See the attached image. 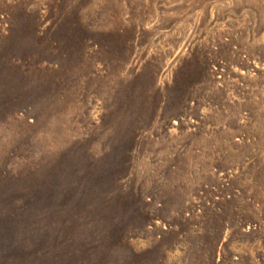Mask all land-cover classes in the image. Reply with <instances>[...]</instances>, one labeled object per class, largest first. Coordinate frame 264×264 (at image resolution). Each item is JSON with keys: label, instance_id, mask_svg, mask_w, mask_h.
I'll use <instances>...</instances> for the list:
<instances>
[{"label": "rangeland", "instance_id": "rangeland-1", "mask_svg": "<svg viewBox=\"0 0 264 264\" xmlns=\"http://www.w3.org/2000/svg\"><path fill=\"white\" fill-rule=\"evenodd\" d=\"M0 264H264V0H0Z\"/></svg>", "mask_w": 264, "mask_h": 264}]
</instances>
